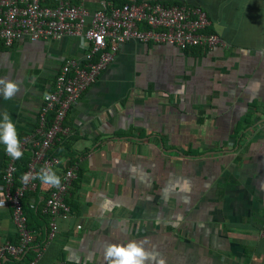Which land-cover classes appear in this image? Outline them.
<instances>
[{
	"label": "crops",
	"instance_id": "obj_1",
	"mask_svg": "<svg viewBox=\"0 0 264 264\" xmlns=\"http://www.w3.org/2000/svg\"><path fill=\"white\" fill-rule=\"evenodd\" d=\"M102 1L130 0L83 5L91 13ZM147 1L201 7L207 31L225 46H119L67 112L69 156L54 170L60 176L72 163L78 172L70 214L57 220L40 263L103 264L106 244L144 240L165 264H264V0ZM81 40L0 47V78L21 87L11 100L0 97V113L10 114L20 140L36 128L62 64L86 52ZM5 161L0 145L3 200ZM51 189L38 181L29 206L42 213ZM16 239L5 200L0 243Z\"/></svg>",
	"mask_w": 264,
	"mask_h": 264
},
{
	"label": "built area",
	"instance_id": "obj_2",
	"mask_svg": "<svg viewBox=\"0 0 264 264\" xmlns=\"http://www.w3.org/2000/svg\"><path fill=\"white\" fill-rule=\"evenodd\" d=\"M210 25L205 11L187 2L165 5L159 1L130 0L114 6L102 1L99 9L90 13L83 0H0V47H11L23 40L49 42L67 37L81 38L86 43V52L80 59L71 58L62 64L53 89L45 94L50 99L42 97L36 128L21 140L23 152L31 153L23 175L34 174L44 165H60V158L48 154L68 135L64 126L67 112L115 60L120 45L133 41L171 45L180 50L225 46L218 35L207 31ZM5 159L4 197L11 210L17 242L0 243V264L7 257L21 259L28 251L33 253L28 264H41L44 246L57 235V220L70 214L67 198L78 167L64 166L60 175L62 187L52 188L43 200L42 213L48 217V227L42 244L37 245L35 234L27 226L22 199L36 190L38 180L24 184L19 178L16 185L19 160L13 161L6 154Z\"/></svg>",
	"mask_w": 264,
	"mask_h": 264
},
{
	"label": "clouds",
	"instance_id": "obj_3",
	"mask_svg": "<svg viewBox=\"0 0 264 264\" xmlns=\"http://www.w3.org/2000/svg\"><path fill=\"white\" fill-rule=\"evenodd\" d=\"M81 46H85L83 39ZM21 90L18 81L0 78V97L4 100H11ZM45 99H50L45 95ZM0 145L3 146L5 154L13 161L20 160L24 152L19 138L16 125L7 111L0 113ZM30 180H38L42 186L60 189L61 178L49 165L42 166L36 173H25L21 182L27 184ZM3 194L0 193V196ZM5 200L0 199V207H3ZM106 203H111L106 201ZM103 207V206H102ZM147 241L129 240L127 243H108L102 250L103 264H165L163 258L157 259L158 254L148 248ZM94 255L90 254V257Z\"/></svg>",
	"mask_w": 264,
	"mask_h": 264
},
{
	"label": "trees",
	"instance_id": "obj_4",
	"mask_svg": "<svg viewBox=\"0 0 264 264\" xmlns=\"http://www.w3.org/2000/svg\"><path fill=\"white\" fill-rule=\"evenodd\" d=\"M123 3L125 2H122L120 5H122ZM190 5H194V4H190ZM48 155L56 158H61L62 156H66V157L69 156V148L66 144L65 138L62 137L60 141L56 143L53 150L49 152ZM30 157H31V153L30 156L24 154L23 157L16 163V171H15L16 185H18L17 179L21 178L23 173L25 172L27 164L30 161ZM29 193L30 192L26 193L22 199L23 211L27 219L28 228L36 236V244L41 245L44 237L46 236V231L48 227V217L41 213L39 207L36 209L35 206H29V203H27L26 201V198L29 195ZM11 243H15V242H11ZM32 257H33V253L31 251H28L23 258L18 260H14L7 257L4 264H28V262L32 259Z\"/></svg>",
	"mask_w": 264,
	"mask_h": 264
}]
</instances>
